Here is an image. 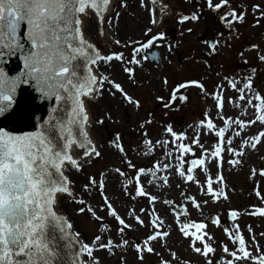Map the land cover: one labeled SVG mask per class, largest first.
<instances>
[{
  "label": "snow or ice",
  "instance_id": "snow-or-ice-1",
  "mask_svg": "<svg viewBox=\"0 0 264 264\" xmlns=\"http://www.w3.org/2000/svg\"><path fill=\"white\" fill-rule=\"evenodd\" d=\"M197 2L198 11L206 6L233 33L249 15L252 27L264 24V5L233 8L230 0ZM127 7L128 0H0V264H129V250L135 264H145L150 256L157 258V264H191L171 248L173 232L204 264H213L214 257L215 264H264V247L257 239V235L264 238V231L257 234L248 225L246 238L238 223L244 214L264 218V194L258 182L249 196L254 194L261 204L243 211L228 208L226 225L219 214H206L204 207L231 204L228 193L235 189L226 182L224 164L242 167L247 151L264 148V94L254 87L257 70L264 71V41L238 51L246 65L245 53L255 54L247 75L217 72L211 90L203 78L189 79L174 85L166 102L155 96L164 109H171L176 101L187 102L181 90L195 87L205 103L212 102L201 119L188 125L192 135L164 123L159 137L151 138L153 113L148 112L127 133L134 143L125 146L120 132L99 142L92 135L95 128L106 122L119 124L121 109L138 113L142 106L115 78L114 70L119 68L131 86L144 87L150 80L138 82L137 73L145 70L147 50L155 46L171 52L173 47L156 27L145 0H140V7L149 13L152 27H146L143 35H152L146 40L119 39L120 10ZM160 8L166 11L165 5ZM198 11L180 14L177 23L196 22ZM91 30L104 39L105 49L97 46ZM218 44L207 42L212 54ZM12 60L16 64L9 69ZM168 84L166 76L160 78L159 86L167 89ZM229 91L234 95H226ZM37 99L48 102L46 117L36 115ZM101 101L104 107L96 115L91 109ZM157 149L162 156L151 160ZM113 155L123 168L87 170L94 161ZM137 157L149 163L137 164ZM257 175L264 178V168L258 173L251 168L248 178ZM190 184L206 199L188 194ZM174 188L180 189L179 203L167 198ZM141 201L146 203L137 209ZM69 211L98 224L91 239L76 229ZM169 215L172 222L166 223ZM209 226L221 229L225 239L218 242ZM145 229L142 239H129L130 232ZM217 246L222 253L218 257Z\"/></svg>",
  "mask_w": 264,
  "mask_h": 264
},
{
  "label": "rangeland",
  "instance_id": "rangeland-1",
  "mask_svg": "<svg viewBox=\"0 0 264 264\" xmlns=\"http://www.w3.org/2000/svg\"><path fill=\"white\" fill-rule=\"evenodd\" d=\"M146 4L151 8L152 16L157 20L160 15V11L151 4L150 0H145ZM218 2V0H214ZM200 4H203V0H199ZM231 6L237 8V5H242L244 7H250L252 4L264 5V0H230ZM161 5V4H160ZM162 5L168 7L169 12L164 15L163 12V22L157 24V28L164 31L166 34L167 43L173 45L172 51L169 52L165 47H155L147 50V54H153L157 52L160 56V61L155 63L153 61L145 62V70L139 71L137 73L138 82L141 80H150V83L146 84L144 87H134L131 86L124 74H122L119 68L114 70L115 78L125 84L127 90L135 97L141 101V109L138 113L133 112L130 108L127 110L121 109L120 115L122 117L119 124L107 123L104 127H97L93 130L92 135L94 139L99 142H107L116 132L124 134L125 146L129 143H134V141L127 135L129 129L139 121L140 118L145 117L148 112L153 113V124L149 129V136L153 139L158 138L162 132L161 125L164 123H170L173 129L177 132L188 130L189 135H192V130L188 128V125L193 124V122L201 119L202 111L210 105L212 102L209 100L207 103L202 99L199 94V90L195 87H189L186 90H181L185 95H187V102L180 104L179 101L174 102V106L171 109H164L162 104L155 100L156 95L165 97V102L168 98L169 90L176 84L181 83L189 79H201L206 82L209 90H211L212 85L217 82L216 73L222 72L224 75L235 74L238 77L247 75L250 72L249 65H253L254 53L246 52L245 58L248 64H244L241 57L237 55L238 51L241 50L242 46L249 43H258L264 41V24L259 27H252L253 17L249 15L247 17V23L245 25H236V33L230 31V29L225 26V24L219 19L217 13H212L206 6L202 10L198 11L199 5L197 0H163ZM156 9V10H155ZM121 17L119 19V28L117 31V37L122 41L129 37L133 39L146 40L149 36H144L143 31L146 27H152L149 24V13L140 7V0H128L127 10L121 9ZM155 11V12H154ZM193 11H198L199 19L196 22H186L183 25L177 23L180 14H190ZM162 12V11H161ZM187 28H191L190 33L184 31ZM156 29L154 28V31ZM172 32V33H171ZM183 33V34H181ZM239 34V39L236 35ZM205 35V36H204ZM91 36L94 38L95 43L98 47L105 49L107 45L103 38L99 37L96 30H91ZM205 38L202 39L201 37ZM202 40H205L203 42ZM219 41L217 50L215 54H212L208 48L207 42ZM158 43H163L159 42ZM231 44L229 48L228 45ZM264 47V44L261 45ZM113 51L122 50L117 47H113ZM127 55V53H126ZM166 76L169 84L168 88L165 89L163 86H159V80L161 77ZM156 85V87H154ZM254 87L257 91L264 94V71L257 70V77L254 82ZM179 95V93H178ZM226 95H234L232 92H227ZM105 102L101 101L99 105L93 107L91 111L98 115L100 114ZM165 112L167 115L165 116ZM255 127V126H254ZM135 135V134H133ZM202 139H204L202 137ZM235 146V145H234ZM130 155H133L130 153ZM197 155H199V150H197ZM264 155V148H261L259 152L247 151L246 156L243 158L244 164L242 167L237 166L236 169H231L226 163L224 164V176L226 177V182L229 188H234V192H229L231 198V204L224 203L223 208L220 204L212 205L209 203L204 206L206 209V214L208 215H220V220L222 224H228L227 219V209H250L253 205H260L261 202L253 194L249 196V193L253 191L256 186V182L259 183V190L264 194V178L257 175L252 180H250L249 172L250 169L255 167L257 173L260 168H264V160L260 157ZM162 156V150L157 149L155 156L150 159L155 160L157 157ZM227 155L225 159H227ZM140 165H147L148 160H144L137 157L134 161ZM105 167H121L123 165L115 158V155L111 159L106 160H96L94 161L91 168L87 169L93 173H98ZM214 172L215 169H212ZM198 179L201 182L204 181V176L200 174ZM175 182H179L178 180ZM174 182V183H175ZM108 192L111 193L113 186L109 185ZM180 189H172L167 193V198L175 199L177 203L180 202L179 197ZM188 194L195 195L198 200L206 199L199 194V190L196 185L190 184L187 189ZM146 203V201H141V203L136 204L137 209L141 204ZM71 206H69L70 209ZM159 208L160 205H157ZM123 209V205H121ZM189 211L193 213V218L198 219L195 214V210L189 205ZM160 215L164 216V211L160 212ZM70 219L75 221V227L79 230L86 239H91L93 234L96 232L98 224L91 221L86 215H81L79 217L73 216L69 211ZM166 223H171L172 219L169 216L165 217ZM107 222V221H106ZM238 223L243 230V234L247 238V226L251 225L255 233L264 231V218H259L257 216H251L244 214L238 219ZM115 224L113 223V228ZM146 229L137 232L129 233V239L136 238L142 239L146 233ZM208 231L212 232L219 242L225 239L222 235L221 229H215L209 226ZM262 247H264V238L257 235ZM171 248L177 251L182 259L191 260V264H204L203 258L198 257L190 251H186L187 241H181L178 233L173 232L171 236ZM225 242H227L225 240ZM231 247V245H229ZM219 247L217 246L216 256H220ZM129 264H135L134 254L132 250L128 252ZM115 264V262H113ZM145 264H157V258L154 256L148 257ZM213 264H215V257L213 258Z\"/></svg>",
  "mask_w": 264,
  "mask_h": 264
},
{
  "label": "water",
  "instance_id": "water-1",
  "mask_svg": "<svg viewBox=\"0 0 264 264\" xmlns=\"http://www.w3.org/2000/svg\"><path fill=\"white\" fill-rule=\"evenodd\" d=\"M166 13H168L169 12V9H168V7H166V11H165ZM205 36V35H204ZM204 36H202L201 38L202 39H204ZM154 56H155V59H153L152 58V56L150 57L151 59V61H156V62H158V60H159V56H158V54L155 52L154 53ZM15 64H16V61L15 60H12V61H10L9 62V64H8V68L9 69H11V68H13L14 66H15ZM18 95H19V93H18ZM33 95H35V93H33ZM35 104H36V106H37V108H38V111H37V113H36V115L37 116H40V117H46L47 116V113H48V107H49V104H48V102L47 101H41V100H39V99H37L36 101H35ZM0 119H2V118H0ZM0 126H2V125H0ZM25 130H31V129H25Z\"/></svg>",
  "mask_w": 264,
  "mask_h": 264
},
{
  "label": "flooded vegetation",
  "instance_id": "flooded-vegetation-1",
  "mask_svg": "<svg viewBox=\"0 0 264 264\" xmlns=\"http://www.w3.org/2000/svg\"><path fill=\"white\" fill-rule=\"evenodd\" d=\"M155 10H156V9H155ZM154 12H155V11H154ZM163 12H164V15H165L166 12H165V11H163ZM163 12L160 11V15H159V19H160V20H159V23H160V22H163V18H164V17H163ZM159 23H158V24H159ZM171 33H172V32H171ZM204 38H205V37H204ZM202 41L205 42V40H202ZM210 42H212V41H210ZM154 53H155V52H154ZM154 53H153V54H154ZM156 53H157V52H156ZM153 54H149V60L151 59L150 57L153 56ZM157 54H158V53H157ZM158 56H159V54H158ZM150 61H151V60H150ZM159 61H160V56H159V60H158V62H159ZM153 62L158 63V62H156V61H153Z\"/></svg>",
  "mask_w": 264,
  "mask_h": 264
},
{
  "label": "bare ground",
  "instance_id": "bare-ground-1",
  "mask_svg": "<svg viewBox=\"0 0 264 264\" xmlns=\"http://www.w3.org/2000/svg\"><path fill=\"white\" fill-rule=\"evenodd\" d=\"M150 1H151V0H150ZM162 1H163V0H157V4L154 5V6L157 8L158 11H161L160 4L162 5Z\"/></svg>",
  "mask_w": 264,
  "mask_h": 264
}]
</instances>
